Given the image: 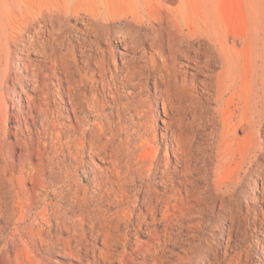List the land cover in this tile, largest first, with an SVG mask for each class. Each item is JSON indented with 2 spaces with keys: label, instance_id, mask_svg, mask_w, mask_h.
Instances as JSON below:
<instances>
[{
  "label": "bare ground",
  "instance_id": "bare-ground-1",
  "mask_svg": "<svg viewBox=\"0 0 264 264\" xmlns=\"http://www.w3.org/2000/svg\"><path fill=\"white\" fill-rule=\"evenodd\" d=\"M0 124V264H222L242 197L264 237V28L189 0H0Z\"/></svg>",
  "mask_w": 264,
  "mask_h": 264
},
{
  "label": "rangeland",
  "instance_id": "rangeland-1",
  "mask_svg": "<svg viewBox=\"0 0 264 264\" xmlns=\"http://www.w3.org/2000/svg\"><path fill=\"white\" fill-rule=\"evenodd\" d=\"M201 3L204 4V6H208L213 9L215 14H217L220 18L221 26L228 34L245 36L251 31L255 32L260 28H264V0H189V4L195 12L196 9H198L202 5ZM121 50L123 49L121 48ZM243 59L245 62L247 59L245 55H243ZM160 63L162 62L160 61ZM17 99L18 97L14 98V101ZM10 105H12L11 102ZM161 107L162 105L160 104V112L162 111ZM16 125L17 123L14 119H10L9 122H7L6 126L8 129V136L5 139L7 142L15 141V136L12 133L13 131H15ZM161 126H163V124L161 122L158 123V127ZM0 127H2L1 124ZM10 130L11 133H9ZM238 135L239 137H242L244 136V133L240 132ZM95 163L98 167H104V164L98 160ZM258 185H260V182H258ZM258 196L260 195L258 194ZM246 204V199L242 197L241 206L243 212L240 220H238V222L234 225V235H238V237L242 240V243H240V246L242 247L240 249H238L237 247L235 248L236 250H229L227 255L234 256L235 252L237 251L241 252V254L236 258L229 256L227 257L225 255V248H222V250L219 251V255L223 261L222 264H264V237L260 232V228L254 227L255 213L249 212ZM261 215L262 214H260V218H264V212L263 215ZM241 219L243 222L241 221ZM237 228L240 231L237 230ZM87 229L89 230V227H87ZM205 236H208L207 233L205 234ZM132 239L135 240L134 238ZM141 239L147 240L145 236H142ZM228 241L229 235L224 234L222 240V244L224 245V247L227 246ZM101 242V240H98L96 244L99 247H102ZM179 249L176 250L177 253H181L182 249ZM168 255L170 256V254ZM170 259L172 261L176 260L174 258ZM54 261L59 264H80V261L78 262V260L64 256L55 257ZM85 262L87 263V261ZM85 262L83 264H86ZM214 264L219 263L215 262Z\"/></svg>",
  "mask_w": 264,
  "mask_h": 264
}]
</instances>
